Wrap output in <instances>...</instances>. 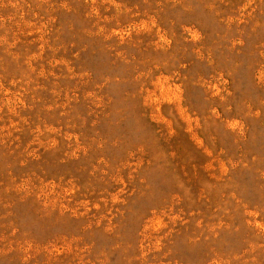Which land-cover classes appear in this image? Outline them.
<instances>
[{
    "label": "rangeland",
    "instance_id": "374dc122",
    "mask_svg": "<svg viewBox=\"0 0 264 264\" xmlns=\"http://www.w3.org/2000/svg\"><path fill=\"white\" fill-rule=\"evenodd\" d=\"M0 264H264V0H0Z\"/></svg>",
    "mask_w": 264,
    "mask_h": 264
}]
</instances>
